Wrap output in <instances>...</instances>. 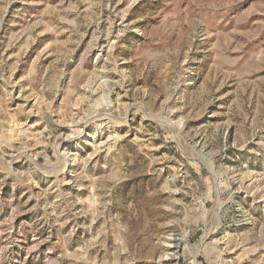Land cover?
Listing matches in <instances>:
<instances>
[{
  "label": "rangeland",
  "instance_id": "obj_1",
  "mask_svg": "<svg viewBox=\"0 0 264 264\" xmlns=\"http://www.w3.org/2000/svg\"><path fill=\"white\" fill-rule=\"evenodd\" d=\"M0 264H264V0H0Z\"/></svg>",
  "mask_w": 264,
  "mask_h": 264
}]
</instances>
